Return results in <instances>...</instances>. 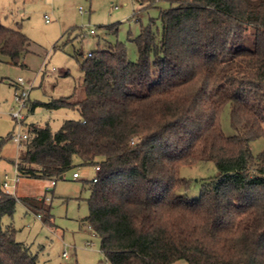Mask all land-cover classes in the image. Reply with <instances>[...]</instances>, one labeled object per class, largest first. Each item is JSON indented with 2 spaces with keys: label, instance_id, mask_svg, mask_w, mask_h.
Wrapping results in <instances>:
<instances>
[{
  "label": "trees",
  "instance_id": "trees-1",
  "mask_svg": "<svg viewBox=\"0 0 264 264\" xmlns=\"http://www.w3.org/2000/svg\"><path fill=\"white\" fill-rule=\"evenodd\" d=\"M134 1L169 6L133 39L136 60L122 43L88 53L82 98L31 103L76 109L80 118L56 131L28 125L13 162L18 175L53 181L76 158L100 166L85 220L105 263L264 264V151L251 150L264 136V0ZM28 41L0 21V61L19 64ZM227 105L233 135L220 123ZM201 161L218 173L199 197L182 195L189 181L181 167ZM18 200L0 177V264H40L3 223ZM20 200L45 220L52 215L44 198Z\"/></svg>",
  "mask_w": 264,
  "mask_h": 264
},
{
  "label": "rangeland",
  "instance_id": "rangeland-1",
  "mask_svg": "<svg viewBox=\"0 0 264 264\" xmlns=\"http://www.w3.org/2000/svg\"><path fill=\"white\" fill-rule=\"evenodd\" d=\"M168 6L167 1L144 7L134 0H0L1 23L29 37L19 64L0 61V177L4 180L5 174L9 176L13 195L19 199L14 214L4 216L3 223L13 224L16 239L30 246L40 264H105L101 238L85 220L97 170L76 158V167L54 184L44 178L19 177L13 162L22 146L13 137L27 133L31 123L56 131L64 119H79L76 109L32 108L31 103L70 95L75 100L82 98L81 64L91 51L122 43L129 59L136 60L133 39L151 18L160 24V9ZM19 77L28 89V101L23 106L16 98L22 89L16 84ZM16 111L23 116L22 122L13 117ZM229 111V105L225 106L220 123L226 135H233ZM251 150L254 155L264 151V136L251 142ZM74 172H78L77 178ZM217 173L213 161L183 165L180 175L189 181V187L179 192L197 198L203 181ZM23 197L44 198V203L51 205L52 215L45 220L43 215L28 211L20 200ZM173 264L188 262L180 259Z\"/></svg>",
  "mask_w": 264,
  "mask_h": 264
},
{
  "label": "built area",
  "instance_id": "built-area-1",
  "mask_svg": "<svg viewBox=\"0 0 264 264\" xmlns=\"http://www.w3.org/2000/svg\"><path fill=\"white\" fill-rule=\"evenodd\" d=\"M47 18V16H45ZM48 21V18L46 19ZM91 33H94V30L92 29L90 31ZM91 54V52H90ZM16 84L20 87H22L21 91L19 93H16V98L21 102V105H25L26 102H27V97H28V92H27V88L24 87L23 85V79L21 77H19L16 81ZM19 88V87H17ZM13 117L17 119L18 122H22L23 121V116L18 112H14L13 114ZM14 135H12L13 137ZM28 138V134L27 133H24L22 135H17V136H14L13 139L18 142L20 144L21 141H23L24 139ZM96 170H100V166L99 165H96L95 166ZM19 176V175H18ZM79 176L78 172H74L73 173V177L74 178H77ZM94 181H97V178L94 177L93 178ZM11 179L9 178V176L7 174H5L4 176V180H2V188L4 190L5 193L7 194H10V195H13V185L12 183L10 182ZM55 183V180L52 181V184ZM38 216H41V215H38ZM64 255H66V253H64ZM105 264H111L109 262H106Z\"/></svg>",
  "mask_w": 264,
  "mask_h": 264
}]
</instances>
